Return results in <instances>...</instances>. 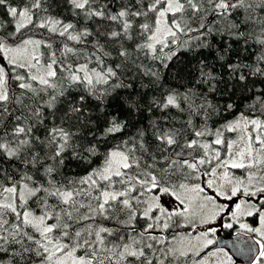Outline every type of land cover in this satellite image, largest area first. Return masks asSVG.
I'll return each instance as SVG.
<instances>
[{"label": "snow or ice", "instance_id": "1", "mask_svg": "<svg viewBox=\"0 0 264 264\" xmlns=\"http://www.w3.org/2000/svg\"><path fill=\"white\" fill-rule=\"evenodd\" d=\"M240 256L264 264V0H0V264Z\"/></svg>", "mask_w": 264, "mask_h": 264}, {"label": "water", "instance_id": "2", "mask_svg": "<svg viewBox=\"0 0 264 264\" xmlns=\"http://www.w3.org/2000/svg\"><path fill=\"white\" fill-rule=\"evenodd\" d=\"M221 238H223V239H228L227 236H223V235H222ZM236 259H237V261H241L243 264H247V261H246L245 258L242 257V256H240V257H236Z\"/></svg>", "mask_w": 264, "mask_h": 264}, {"label": "rangeland", "instance_id": "3", "mask_svg": "<svg viewBox=\"0 0 264 264\" xmlns=\"http://www.w3.org/2000/svg\"><path fill=\"white\" fill-rule=\"evenodd\" d=\"M223 235V234H222ZM238 264H243L241 261H238Z\"/></svg>", "mask_w": 264, "mask_h": 264}, {"label": "trees", "instance_id": "4", "mask_svg": "<svg viewBox=\"0 0 264 264\" xmlns=\"http://www.w3.org/2000/svg\"><path fill=\"white\" fill-rule=\"evenodd\" d=\"M223 235L227 236V234H226V233H224Z\"/></svg>", "mask_w": 264, "mask_h": 264}]
</instances>
